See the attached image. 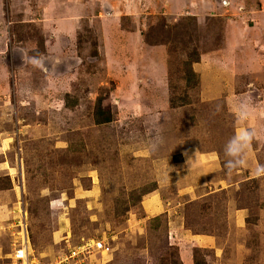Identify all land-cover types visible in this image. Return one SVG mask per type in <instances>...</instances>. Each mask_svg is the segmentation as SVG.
Returning <instances> with one entry per match:
<instances>
[{
	"label": "rangeland",
	"instance_id": "1",
	"mask_svg": "<svg viewBox=\"0 0 264 264\" xmlns=\"http://www.w3.org/2000/svg\"><path fill=\"white\" fill-rule=\"evenodd\" d=\"M25 244L264 264V0H0V264Z\"/></svg>",
	"mask_w": 264,
	"mask_h": 264
},
{
	"label": "built area",
	"instance_id": "2",
	"mask_svg": "<svg viewBox=\"0 0 264 264\" xmlns=\"http://www.w3.org/2000/svg\"><path fill=\"white\" fill-rule=\"evenodd\" d=\"M16 226L19 228L21 239H26L28 237V229L25 223L17 221ZM27 247V244H25L18 249H14L8 256L11 260L10 264H43L42 262L40 263L31 258V254L29 253V249ZM94 248L101 249V245L99 243H97L96 245L95 243L93 245V249ZM81 249H84L82 252L87 253V249L85 246H73L67 249L66 252L61 256V258L59 257L58 260L46 264H78L80 263V258L84 257L83 255L77 254L80 253Z\"/></svg>",
	"mask_w": 264,
	"mask_h": 264
},
{
	"label": "clouds",
	"instance_id": "3",
	"mask_svg": "<svg viewBox=\"0 0 264 264\" xmlns=\"http://www.w3.org/2000/svg\"><path fill=\"white\" fill-rule=\"evenodd\" d=\"M32 63L40 65L41 61L33 58ZM253 134L246 130L239 131L225 145V155L229 157L226 161V168L231 171L245 163L247 150L250 149Z\"/></svg>",
	"mask_w": 264,
	"mask_h": 264
},
{
	"label": "trees",
	"instance_id": "4",
	"mask_svg": "<svg viewBox=\"0 0 264 264\" xmlns=\"http://www.w3.org/2000/svg\"><path fill=\"white\" fill-rule=\"evenodd\" d=\"M198 58H195L193 60H190L189 63H197ZM190 76L192 75V71L190 70L188 73ZM94 118V123L97 125H102V124H106L109 123L111 121V115H109V113L103 112L101 109V105H100V101H97V106H96V111L93 115ZM195 256V254H194ZM194 264H197L194 258Z\"/></svg>",
	"mask_w": 264,
	"mask_h": 264
},
{
	"label": "crops",
	"instance_id": "5",
	"mask_svg": "<svg viewBox=\"0 0 264 264\" xmlns=\"http://www.w3.org/2000/svg\"><path fill=\"white\" fill-rule=\"evenodd\" d=\"M242 21H243V20H241L240 22H242ZM232 22H233V23H238V24L240 23V22H236V21H232ZM228 23H230V22H228ZM213 167H214V166L212 165V166L209 167V169H211V168H213ZM205 240H206V239H205ZM206 241H207V240H206ZM185 264H186V263H185Z\"/></svg>",
	"mask_w": 264,
	"mask_h": 264
}]
</instances>
